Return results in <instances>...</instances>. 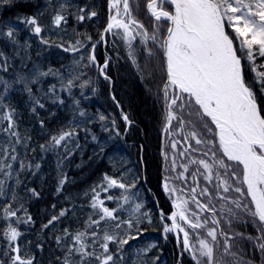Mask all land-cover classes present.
Wrapping results in <instances>:
<instances>
[{
	"label": "trees",
	"instance_id": "1",
	"mask_svg": "<svg viewBox=\"0 0 264 264\" xmlns=\"http://www.w3.org/2000/svg\"><path fill=\"white\" fill-rule=\"evenodd\" d=\"M146 3L147 0H130L132 18L143 25V28L130 26L134 37L131 48L123 40L122 30L104 32L109 15L116 14V9H109V0H12L11 4L0 3V32H7L10 28L15 30V42L0 36V52L4 53L0 57V78L11 83L18 73L31 76L37 70L47 72L49 69L54 73L37 77L38 82L30 85L34 96L45 105L43 109L37 108L36 114L31 112L33 101L29 100L23 86L18 84H13L4 98V104L8 107L0 110V126H6L2 120L3 113L10 108L16 109L17 130L27 144V147L23 143L16 145L18 160H8L12 169L5 167L0 170V181L4 182L0 193V233L8 224L16 227L21 233L16 242L21 249L20 255L34 258V264H62L67 246L72 243L65 236V229L70 234H89L84 242L91 243L92 229L87 227L86 221L90 223L89 216L98 218L99 213V209L91 207L94 195L91 190L94 187L110 209L123 204V195L130 196L128 204H123L117 215L121 220L131 218L134 222L139 221L132 230L127 229L126 225L120 229L110 227V234L118 238H127L128 234L137 236L127 245H121L120 252L117 251V244L110 243L109 248L117 256V264H196L192 259L193 253L181 251L183 241L180 234L176 238L171 232H163L164 224L169 225V222L161 221L160 212L168 216L172 198L162 189L166 177L170 176L164 171L167 166L164 146L168 148L169 134L174 133L177 125L185 137L191 139L188 136L190 131L203 129L195 122L208 118L197 116L198 107L193 101L190 107L184 109L173 105L171 109L176 118L170 121L171 132L163 134L168 122V110L163 92L166 71L163 50L159 47L162 40L157 34L156 42L151 39L142 42V35H137L145 30L149 36L154 32L156 22L149 16ZM81 7L86 8V13L95 11L97 15L78 21L77 16L81 14L78 9ZM120 11L123 14L122 4ZM58 13L66 18V22L60 26L53 23V17ZM31 16L38 19L42 28L40 36L32 32V26L21 22L23 17ZM161 27L166 31V24ZM41 39L47 43H41ZM92 45H96L95 49ZM73 46L79 50L72 51ZM64 48H69V51H64ZM149 50L153 52L151 58L147 55ZM130 52L134 54L135 63L129 58ZM92 55L96 57L95 63H90ZM106 59L110 60L105 70L110 78L108 80L99 71ZM244 63L247 66V61ZM258 63H264V60H258ZM4 66L7 71L2 70ZM252 75L248 72L249 79ZM70 78L74 86L68 90ZM52 85H55V91L49 93ZM184 96L187 98L186 94ZM60 100H63L62 104ZM184 103L188 104V98L184 99ZM181 118L185 121L183 126L180 124ZM208 123L210 125V120ZM61 131L73 132L74 135L63 141L61 146L50 144V138ZM200 138L205 140V136ZM0 140L7 143L3 136H0ZM41 145H45V148L41 149ZM64 145H67V150ZM186 150L187 154L189 150L192 151L189 152L191 154L195 148L187 146ZM220 155L222 153L218 147L217 156ZM21 162L24 164L22 169ZM229 163L234 165L239 176L240 168L234 162ZM36 164L40 165L39 169L35 167ZM5 172H10V175H5ZM105 174L126 185L136 183V188L128 192L119 188L104 192ZM169 179L171 187L180 191L182 181L173 180L172 177ZM61 180L64 181L62 185ZM241 186L252 208L246 187L242 183ZM211 188L214 189L212 195L218 193L215 219L219 220L222 232L233 237L229 240V246L235 254L224 255V237L221 236L218 258L223 257L225 264H264V252L259 249V245L264 243V232L260 231L262 226L259 221L242 209L237 211L238 216L230 217L227 209L235 205L228 200H220L219 196L236 199L222 193L220 188ZM137 192L139 195H134ZM108 195L116 199L109 201ZM135 203H142L140 212H132ZM9 207L16 212V216L5 219V209ZM61 211L66 212L62 217L59 216ZM143 213L148 215L144 216ZM54 215L59 219L45 228L44 225ZM102 223L112 226L116 222L109 220ZM185 230H191L189 239L192 237L191 242L194 243L197 229L186 226ZM102 235L101 231L97 237L98 244L94 246L97 254L102 253L99 248V243L103 242ZM58 236L62 238L59 246L56 243ZM11 247L0 238V264H10L15 253L9 251L8 255H4V250ZM121 255L123 260L119 259Z\"/></svg>",
	"mask_w": 264,
	"mask_h": 264
},
{
	"label": "snow or ice",
	"instance_id": "2",
	"mask_svg": "<svg viewBox=\"0 0 264 264\" xmlns=\"http://www.w3.org/2000/svg\"><path fill=\"white\" fill-rule=\"evenodd\" d=\"M0 3L11 4L12 0H0ZM120 4L123 5V14L120 11ZM146 8L150 17L154 18L156 22L153 25L154 32L149 36L145 30L143 33L138 32L137 35H142V42L148 39L156 42L157 34L162 40L159 47L163 50L166 62L165 97L168 95V88L171 87L175 90V95L168 104V108L171 109L173 105H177L180 109H184L190 107L191 102L194 101L195 105L198 106L197 116L208 118L202 121L203 127L212 132L213 129L209 126L208 121L210 120V124L214 125L219 151L223 157H226L227 161L234 162L237 168H240V175L238 176L236 170L232 169V166L222 158H215V166L217 169H224L223 176H227L231 172L233 179L246 185V195L251 198L252 205V208L249 209L250 214L259 221L262 226L260 231L264 232V63H258V60H264V0H147ZM109 9H116V14L109 15L108 24L104 31L111 33L113 29L122 30V38L131 48V40L134 37L130 26L135 25L138 28H143V25L132 18L130 0H109ZM78 12L81 13L77 16L78 21H84L86 16L91 19L97 15L95 11L86 13L84 7L79 8ZM21 22L32 26V32L40 36L42 28L37 17H23ZM62 22H66L65 16L58 13L53 17V23L56 26H60ZM165 24L166 31L161 27ZM115 35L120 34L115 33ZM0 36L15 42L14 29L10 28L7 32H0ZM41 43H47V41L41 39ZM77 43L80 42L77 41ZM92 47L95 49L96 45H92ZM71 50L78 51L79 49L73 46ZM64 51H69V48H64ZM147 55L151 58L153 52L149 50ZM2 56L4 53L0 52V57ZM129 58L135 63L132 52L129 53ZM95 61L96 57L92 55L90 63H95ZM244 61H247V66H245ZM109 63L110 60L106 59L104 65L99 68L101 75L106 80L110 79L105 72ZM2 70L7 71V67L4 66ZM248 72L253 74L250 79ZM49 75H54L51 69L47 72L37 70L31 76L18 73L11 83L0 78V85L3 87V92L0 93V110L8 107L4 104V98L13 84H18L23 86V91L27 93L29 100L33 101L31 112L36 114L37 108L43 109L45 105L34 96L33 88L30 85L38 82L37 77ZM73 86V79L70 78L68 90ZM54 91L55 85H52L48 92ZM184 94H187L188 104L184 103ZM178 101H180L179 104ZM59 103L62 104L63 100H60ZM15 112V108H10L2 115V120L6 122V126H0V136H3L7 143L0 140V157L4 158L0 159V170L5 167L12 169V164L8 162L9 159L11 161L18 160V154H15L17 153L16 145L23 143L27 147L17 130ZM80 115L83 116L84 113L81 112ZM100 118L101 120L104 119L103 116ZM175 118L170 110L167 114V121L170 122ZM124 119L127 121L126 116ZM184 122V119L181 118V126ZM41 127H43V121H41ZM73 135V132L61 131L58 135L50 138V144L61 146L63 141ZM191 135L196 140V144L204 143L201 139L196 138L195 132ZM93 139L95 140V137ZM40 147L44 149L45 145ZM64 147L67 150V145ZM175 147L176 145L173 144V148ZM103 151L104 149L101 147V152ZM67 154L70 155L71 152L68 151ZM204 155L207 156V153ZM213 157H216V153H213ZM190 163H199L207 173L204 175V179L212 180L213 165L204 159L192 160ZM35 167L39 169L40 165L36 164ZM182 167L184 172L188 171L187 166L182 165ZM20 168H24L23 162H21ZM175 170L176 166L173 163V171ZM4 174L10 175V172ZM196 175V172L192 173L194 182H196ZM215 175L219 182L217 188H222L225 193L229 192L230 188L227 181L222 178L219 170L216 171ZM175 179L186 180L187 178L181 172ZM103 180L106 181V187L103 188L104 192H108L112 188H119L125 192L136 188V183L126 185L121 180L109 177L107 174L104 175ZM63 183L64 181L61 180L60 184ZM3 184L4 182L0 181V193H2ZM162 188L169 197L176 192L174 187L169 186L167 178L162 184ZM231 190L241 195L245 194L240 187H234ZM59 191L60 188L58 187L57 192ZM91 191L94 193L91 207L99 209L98 218H93L90 215V223L86 221L87 227L92 229L90 232L91 243L86 244L84 242V238L89 234L85 232L70 234L68 229H65L64 234L71 239L72 243L67 246L62 264H93V262L95 264H117V256L110 251V243L117 244V251L120 252L121 245H127L130 240L137 239V236L131 234H128L127 238L121 239L109 232L110 227L120 229L122 225H126L129 230L137 227L139 221L134 222V219L131 218L121 220L117 215L118 210L123 208V204H128L131 197L123 195L121 197L123 204L110 209L105 206V201L100 199V193L96 191L95 187ZM196 192L197 188L192 187L191 199L195 202L196 208L200 212L211 211L215 213L216 210L210 202L205 204L197 199ZM134 195H139V193H134ZM200 195L210 196L211 193L205 187L200 191ZM113 199L116 198L112 195L107 196V200ZM219 199L228 200L229 203L235 205L236 209L249 208L248 205L242 206L239 200H230L226 196H219ZM188 203V200L178 197L173 200V211L170 215L165 216L161 211V221H171L170 226L167 223L164 224L163 232H182L183 247L181 251L193 253L192 259L196 261V264H225L223 257L218 258L215 253V249L220 246L215 227L207 231V237L211 238V242L207 239H199L198 249L191 245L190 233L181 226L180 222L195 230L204 228L207 225V220L202 222L199 212H190ZM141 208L142 203H135L132 212H140ZM221 211L223 212L224 209ZM65 214V211H61L59 216L62 217ZM227 214L235 218L239 212L228 208ZM143 215L147 216L148 214L143 213ZM14 216H16V212L10 207L5 209V219ZM58 219L59 217L54 215L44 227L47 228ZM28 220L30 221L31 217ZM109 220L116 223L112 226L102 223ZM150 222L151 218L149 217ZM211 222L217 227L220 226L217 219H212ZM229 223L231 224V220ZM101 231L103 232V242L99 243V248L102 249V253L97 254L94 246L98 244L97 237L100 236ZM219 235L224 237V255L234 256L235 254L231 252L229 246V240L233 237H229L223 232ZM20 236L21 233L11 224L4 228L0 233V238L12 245L10 249L4 250V255H8L9 251L15 253L10 259V264H34V258H23L20 255L21 249L16 243ZM241 238H243L242 235ZM165 239H167L166 236ZM61 241V237H56L58 246L61 245ZM259 249L264 252V243L259 245ZM119 259L123 260V256L121 255Z\"/></svg>",
	"mask_w": 264,
	"mask_h": 264
},
{
	"label": "rangeland",
	"instance_id": "3",
	"mask_svg": "<svg viewBox=\"0 0 264 264\" xmlns=\"http://www.w3.org/2000/svg\"><path fill=\"white\" fill-rule=\"evenodd\" d=\"M164 87V86H163ZM163 92H164V88H163ZM168 95L167 97H165V104H166V108L167 110H169L168 108V104L170 103L171 99L174 97L175 95V90L172 89L171 87L167 89ZM187 95V94H186ZM187 98H185L186 100ZM178 107V106H177ZM179 108V107H178ZM172 111V109H170ZM173 113V111H172ZM203 120H197L195 122L196 125H200L203 126L202 123ZM213 131L209 132L207 131L206 128L203 127V129L199 128V129H195V131H190L189 132V137L191 139H188L185 137V135L183 134L182 130L178 127V125L174 128V133H170L171 131L169 130V127H164L163 128V134L169 131V136L170 139L168 141V148L165 147V152L164 155L167 159V168H164V171L170 175L167 176V180L168 178H173V180L175 179V177L178 176L179 173L183 172L184 176L187 178L186 180H181L182 183L181 185H183V187L181 188L180 191H177L174 193L177 198H181V199H186L189 201L188 203V208L191 211H196L199 212L200 216H201V220L203 222V220H207V225L204 228L201 229H197L195 234H196V238L194 240V243H192V237L191 239H189L191 245L194 246L195 249L199 248V239H207L209 240V242H211V238L207 237V231L210 228H216L218 235L222 232L220 230L219 233V229L216 225L212 224V219L217 218L216 214L211 212V211H207V212H200L199 209L196 208L195 202L192 201L191 197H192V193H191V188L192 187H196L197 188V192L195 193L196 197L198 200H200L201 202L208 204L209 202L211 203V206L215 208L216 210V201L218 200V193L216 195H212V191H214V189L211 188V186H215L216 190H217V186L216 183L218 184V180L216 179V171L219 170L220 173L222 174V178L224 180L227 181V184L230 188L229 192L225 193L223 191L222 188L221 191L222 193L226 194V195H230L233 196L234 199L239 200L241 202V205H248L249 208L248 209H244L243 207L241 208L244 211H249V209H251L250 203L248 202V200L244 197V195H241L240 193H237L233 190H231L234 187H240L241 189H243V186H241V183L239 181H237L236 179H233L231 176V172H229V175L227 176H223V172L224 169H217L214 163L215 158H222L224 159V157L217 156V148H218V141L215 138V127L214 125H209ZM197 127V126H196ZM195 132L196 133V138L201 139L200 136L204 137L205 136V140L201 139L202 141H204V143L201 144H196V140L192 137L191 133ZM173 144L176 145L175 148H173ZM190 146L194 147L195 150L193 153H189L192 151H188L187 154V150L186 147ZM215 148V149H214ZM164 151V150H163ZM181 153H184V155H181ZM204 153H207V156L204 155ZM213 153H216V157H213ZM226 158V157H225ZM200 159H204L206 162H208L210 165H213V178L211 181L205 180L204 179V175H207V173L205 172V170L202 168V166L199 165V163L196 164H192L190 163V161L192 160H196L199 161ZM227 164H230L232 166V169H234V165H232L231 163H229L230 161H227L225 159ZM173 163H175L176 166V170L173 171ZM182 165L187 166L188 171L184 172V169L182 167ZM235 170V169H234ZM196 172L197 175L195 177V181L193 180L192 177V173ZM167 174V175H168ZM238 175V173H237ZM171 179H169L170 181ZM165 182V181H164ZM163 182V183H164ZM198 182V183H197ZM172 184V183H171ZM171 187V186H170ZM207 187L211 193L210 196L206 197V196H201L200 192L203 188ZM221 203V201H220ZM220 203L217 206L218 212L220 209ZM215 205V206H214ZM224 207V206H223ZM225 209V207H224ZM234 211H238L239 209H236V207L232 208ZM216 216V217H215ZM188 231V230H187ZM191 230H189L190 232ZM221 236L219 235V238ZM220 242V246H219V250L218 247L215 249V253L218 257L219 252H220V247H221V239H219ZM198 254V253H197Z\"/></svg>",
	"mask_w": 264,
	"mask_h": 264
},
{
	"label": "flooded vegetation",
	"instance_id": "4",
	"mask_svg": "<svg viewBox=\"0 0 264 264\" xmlns=\"http://www.w3.org/2000/svg\"><path fill=\"white\" fill-rule=\"evenodd\" d=\"M224 159H226V158H224ZM169 185L171 186V181H169ZM175 197H177L176 195H174V197H172L171 199H170V203H171V211H170V213L168 214V215H170L171 214V212L173 211V200H176L175 199ZM181 199V198H180ZM168 222H169V226L171 225V221L170 220H168ZM181 223V226L182 227H186L187 225H184L183 224V222H180ZM171 233H173L174 235H175V237H177V234L179 233L178 231H176V232H171Z\"/></svg>",
	"mask_w": 264,
	"mask_h": 264
},
{
	"label": "water",
	"instance_id": "5",
	"mask_svg": "<svg viewBox=\"0 0 264 264\" xmlns=\"http://www.w3.org/2000/svg\"><path fill=\"white\" fill-rule=\"evenodd\" d=\"M107 26V25H106ZM106 28V27H105ZM105 32V31H104ZM164 61H165V58H164ZM165 67H166V62H165ZM170 111V110H169ZM245 187H246V185H245ZM163 189V188H162ZM249 199H250V201H251V198L249 197ZM219 229V233H220V230H221V228L219 227L218 228ZM181 233V235H182V239H183V233L182 232H180ZM220 238H219V235H218V240H219ZM218 250H219V247H218Z\"/></svg>",
	"mask_w": 264,
	"mask_h": 264
}]
</instances>
